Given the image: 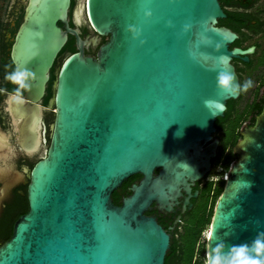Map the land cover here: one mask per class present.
<instances>
[{
    "label": "water",
    "instance_id": "1",
    "mask_svg": "<svg viewBox=\"0 0 264 264\" xmlns=\"http://www.w3.org/2000/svg\"><path fill=\"white\" fill-rule=\"evenodd\" d=\"M23 1L10 56L35 78L25 102L7 96L6 109L29 156L42 146L44 112L54 108L55 121L46 154L27 168L28 210L0 246V264H166L170 235L145 212L153 203L171 211L210 171L215 121L240 95L220 93L216 74L232 71L240 84L232 59L248 60L254 46L230 47L238 34L218 25L226 16L220 0H85L90 24L108 36L94 57L84 53L94 39L69 25L70 0ZM129 24L141 29L139 38ZM69 35L76 50L59 63L44 106L50 69ZM240 134L214 207L211 247L250 244L264 232V104ZM135 174L115 204L112 193ZM208 243L207 236L206 251Z\"/></svg>",
    "mask_w": 264,
    "mask_h": 264
},
{
    "label": "flooded vegetation",
    "instance_id": "2",
    "mask_svg": "<svg viewBox=\"0 0 264 264\" xmlns=\"http://www.w3.org/2000/svg\"><path fill=\"white\" fill-rule=\"evenodd\" d=\"M230 2L242 10L257 11V19L251 20V24L255 25L258 22L260 25L258 29H251L249 26L244 27L243 30L248 39L240 42V44L232 45V43L230 47L237 46L245 49L254 46V50L247 55L248 60L245 61L242 57H237L232 59V64L235 67L241 85H243L245 77L250 78L253 76L255 85L263 86L260 90V96L262 97V90L264 89V0H230ZM14 4L13 9L5 18L0 17V89L6 90L0 91V246L10 238L14 222L28 210L27 184L29 176L27 168H31L35 161L42 158L44 153L46 154L55 121L54 108H50L44 112L42 117V146L35 154L29 156L26 150L17 143L18 132L14 131L12 119L6 109L5 101L8 94L16 87L5 80V75L15 68L11 60L10 48L16 30L22 21L24 1L15 0ZM80 4L81 0H70L67 19L69 25L76 28L83 39H94V42L92 40L84 47V53L96 57L100 45L108 40V36L100 35L94 30L85 10V0H83V16ZM59 24L62 25L61 23ZM239 37L240 35L238 34L236 40H239ZM248 40L252 41L246 43ZM59 61L60 57L58 54L50 69L49 80L41 99V104L44 106L48 105L49 99L54 94V83ZM214 136L219 139L218 154L221 138L220 132H217V129ZM215 158L212 159L210 171L191 186L190 194L184 192L178 198V202L173 206L171 211H160L155 203H153L151 208L145 212L147 215L156 217L158 222L169 233L170 246L186 220L196 210L200 201V191L207 181L211 180V172L215 168ZM187 197L188 201H186ZM169 249L168 254H170Z\"/></svg>",
    "mask_w": 264,
    "mask_h": 264
},
{
    "label": "trees",
    "instance_id": "3",
    "mask_svg": "<svg viewBox=\"0 0 264 264\" xmlns=\"http://www.w3.org/2000/svg\"><path fill=\"white\" fill-rule=\"evenodd\" d=\"M220 4L226 16L218 19V25L229 27L240 35L239 40H235L232 45L240 44V42L248 39L243 30L244 27L249 26L251 29H258L260 26L258 22L255 25L251 24V20L257 19L256 13L239 9L232 5L230 0H220ZM75 50L74 38L69 35V39L59 53L60 60ZM262 87L258 85L253 89L252 97L245 102L243 107H240V102L244 96L243 92L237 99L228 100L224 116L216 119L215 126L217 132H220L221 144L214 163L221 170L217 173L216 180L207 181L201 189L199 204L177 236L174 237L169 249L170 254L165 257L166 264H205L206 237H203V232L210 227L216 201L224 189L225 179L223 175L230 170L232 163L237 159L233 146L241 138L240 129L243 123L253 124L256 115L262 110L264 104V100L260 96ZM139 178L140 174H135L125 180L112 193L113 202L120 204L122 196L130 192L129 186Z\"/></svg>",
    "mask_w": 264,
    "mask_h": 264
},
{
    "label": "clouds",
    "instance_id": "4",
    "mask_svg": "<svg viewBox=\"0 0 264 264\" xmlns=\"http://www.w3.org/2000/svg\"><path fill=\"white\" fill-rule=\"evenodd\" d=\"M152 15L150 10L145 9L143 16L145 19ZM171 26V21L168 22ZM184 31L190 28L189 24H185ZM126 31L132 36V39H137L141 36V29L136 25L129 24ZM143 43V41H141ZM224 62V58H221ZM35 78L33 73L27 67L17 66L5 75V80L15 85V89L8 94V101L22 105L25 102L24 92L31 90V83ZM215 84L217 90L228 96H235L241 92H247L252 86L251 79L246 80L243 85L236 82L235 75L232 71L227 69L217 72L215 77ZM0 91H6L0 89ZM209 100H205L204 104L207 106ZM216 239L215 230L208 232V247L206 251V264H264V232L258 233L256 238L249 243H242L238 245L226 246L223 241H219L214 247H211V242Z\"/></svg>",
    "mask_w": 264,
    "mask_h": 264
},
{
    "label": "rangeland",
    "instance_id": "5",
    "mask_svg": "<svg viewBox=\"0 0 264 264\" xmlns=\"http://www.w3.org/2000/svg\"><path fill=\"white\" fill-rule=\"evenodd\" d=\"M14 2H15V0H0V17L1 18H5V16L7 15V14H9L10 12H11V10L13 9V7H14ZM81 14H82V16H83V7H82V5H83V0H81ZM254 13H257V11L256 12H254ZM258 38V37H257ZM260 40H262V39H260ZM252 41V40H251ZM251 41H249V42H247V43H250ZM61 60H62V58H61ZM61 60L59 61V63L61 62ZM248 79H251L252 81H253V86L245 93V92H243V99L241 100V102H240V107H243L244 106V104H245V102L248 100V99H250L251 97H252V93H253V89L256 87V85H255V80H254V77L253 76H251L250 78H247V77H245V79H244V82L246 81V80H248ZM246 123H243V125H242V127L245 125ZM241 127V128H242ZM241 130V129H240ZM236 145V144H235ZM235 145L233 146V150H234V148H235ZM43 151H44V149H43ZM221 170V168L220 167H218V166H215V168L213 169V171L211 172V176H210V178L211 179H214V180H216L217 179V176H216V174L219 172ZM219 198V197H218ZM218 200V199H217ZM217 202V201H216ZM216 205V204H215ZM210 228V227H209ZM209 230V229H208ZM208 230H206V231H204L203 232V237L205 238V236H207L208 235ZM205 240H207V238H205ZM203 241V240H202ZM205 264H206V261H205Z\"/></svg>",
    "mask_w": 264,
    "mask_h": 264
},
{
    "label": "built area",
    "instance_id": "6",
    "mask_svg": "<svg viewBox=\"0 0 264 264\" xmlns=\"http://www.w3.org/2000/svg\"><path fill=\"white\" fill-rule=\"evenodd\" d=\"M227 173H228V172H227ZM227 173H225V174L223 175V178H224V179L227 178V177H226V174H227ZM205 237L207 238V236H205Z\"/></svg>",
    "mask_w": 264,
    "mask_h": 264
},
{
    "label": "bare ground",
    "instance_id": "7",
    "mask_svg": "<svg viewBox=\"0 0 264 264\" xmlns=\"http://www.w3.org/2000/svg\"><path fill=\"white\" fill-rule=\"evenodd\" d=\"M2 139H3V138H2ZM2 139H1V140H2ZM226 177H227V178L229 177L228 173L226 174ZM209 231H210V230H208V232H209ZM207 236H208V235H207Z\"/></svg>",
    "mask_w": 264,
    "mask_h": 264
}]
</instances>
